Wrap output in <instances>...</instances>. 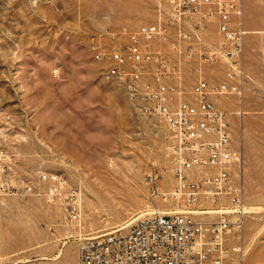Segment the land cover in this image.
<instances>
[{"label": "rangeland", "instance_id": "rangeland-1", "mask_svg": "<svg viewBox=\"0 0 264 264\" xmlns=\"http://www.w3.org/2000/svg\"><path fill=\"white\" fill-rule=\"evenodd\" d=\"M157 6L58 0V10H33L0 0V264H77L82 237L127 231L146 212L175 206L151 193V178L161 194L175 185L165 125L140 115L89 52L108 32L157 22ZM243 27V96L216 104L241 154L244 264H264V0H244ZM189 65L210 83L225 78L223 65ZM198 73L182 77L183 98Z\"/></svg>", "mask_w": 264, "mask_h": 264}, {"label": "built area", "instance_id": "built-area-1", "mask_svg": "<svg viewBox=\"0 0 264 264\" xmlns=\"http://www.w3.org/2000/svg\"><path fill=\"white\" fill-rule=\"evenodd\" d=\"M26 1L33 10L59 9L58 0ZM157 13V22L128 36L108 32L89 52L104 64L102 78L119 82L140 115L165 125L175 185L161 194L151 178V193L175 206L146 212L127 231L82 237L77 264H244L241 154L216 104L244 93V0H158ZM194 61L223 65L224 80L213 84L187 69ZM186 73L199 76L190 99L180 84Z\"/></svg>", "mask_w": 264, "mask_h": 264}, {"label": "bare ground", "instance_id": "bare-ground-1", "mask_svg": "<svg viewBox=\"0 0 264 264\" xmlns=\"http://www.w3.org/2000/svg\"><path fill=\"white\" fill-rule=\"evenodd\" d=\"M131 102V101H130Z\"/></svg>", "mask_w": 264, "mask_h": 264}]
</instances>
